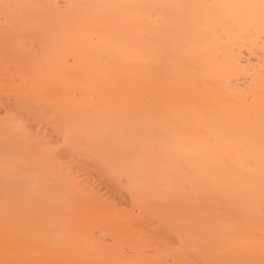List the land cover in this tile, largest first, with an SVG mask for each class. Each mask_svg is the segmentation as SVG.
I'll return each instance as SVG.
<instances>
[{"label":"bare ground","instance_id":"1","mask_svg":"<svg viewBox=\"0 0 264 264\" xmlns=\"http://www.w3.org/2000/svg\"><path fill=\"white\" fill-rule=\"evenodd\" d=\"M0 264H264V0H0Z\"/></svg>","mask_w":264,"mask_h":264}]
</instances>
